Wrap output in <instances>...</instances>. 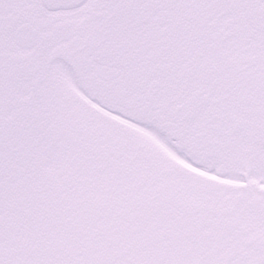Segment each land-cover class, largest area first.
<instances>
[{
	"label": "snow or ice",
	"instance_id": "1",
	"mask_svg": "<svg viewBox=\"0 0 264 264\" xmlns=\"http://www.w3.org/2000/svg\"><path fill=\"white\" fill-rule=\"evenodd\" d=\"M0 264H264V0H0Z\"/></svg>",
	"mask_w": 264,
	"mask_h": 264
}]
</instances>
